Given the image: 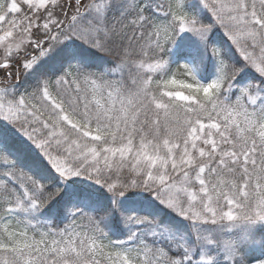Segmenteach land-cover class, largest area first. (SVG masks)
<instances>
[{
    "label": "snow or ice",
    "instance_id": "1",
    "mask_svg": "<svg viewBox=\"0 0 264 264\" xmlns=\"http://www.w3.org/2000/svg\"><path fill=\"white\" fill-rule=\"evenodd\" d=\"M0 264H264V0H0Z\"/></svg>",
    "mask_w": 264,
    "mask_h": 264
}]
</instances>
